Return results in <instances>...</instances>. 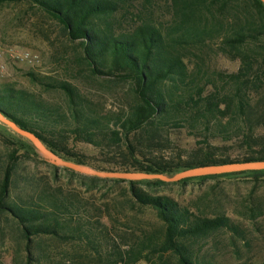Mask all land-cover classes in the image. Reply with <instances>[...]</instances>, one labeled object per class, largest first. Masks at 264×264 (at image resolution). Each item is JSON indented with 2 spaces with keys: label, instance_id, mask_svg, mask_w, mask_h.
Listing matches in <instances>:
<instances>
[{
  "label": "trees",
  "instance_id": "16d2710c",
  "mask_svg": "<svg viewBox=\"0 0 264 264\" xmlns=\"http://www.w3.org/2000/svg\"><path fill=\"white\" fill-rule=\"evenodd\" d=\"M22 1L39 6L62 25L70 40L80 41L85 62L94 74L129 81L133 86L134 102L128 110L103 115L69 83L59 84L68 97V112L25 89L0 84V112L36 134L58 156L85 164L68 148L74 138L96 147L127 148L136 158L127 161L122 172L172 176L204 166L264 161V4L260 0H245L240 9L242 0H172L177 21L168 30L147 21L126 28L130 0H0V5ZM215 40H221L222 53L240 60V69L229 75L207 74L203 82L202 71L192 69L184 53L189 47L203 48ZM171 128L187 129L191 136L204 135V139L187 159L156 158L143 163L135 156V140L151 149ZM0 136L10 147L5 160L0 157V220L6 218L17 225L28 251L27 263H44L45 239L98 250V231L89 219L78 218L81 198L22 172L23 155L19 153L27 147L25 154L34 155L36 147L1 122ZM211 137L239 140L245 150L243 158H217ZM50 167L56 177L59 167ZM63 170L81 177L76 171ZM246 173L264 176V171H248L198 179ZM110 180L129 184L131 202L155 211L165 225L161 240L148 237L129 252L133 263L146 258V253L171 251L181 264H196L188 241L222 229L237 231L225 215L198 217L172 198L142 188L165 186L166 182Z\"/></svg>",
  "mask_w": 264,
  "mask_h": 264
},
{
  "label": "rangeland",
  "instance_id": "374dc122",
  "mask_svg": "<svg viewBox=\"0 0 264 264\" xmlns=\"http://www.w3.org/2000/svg\"><path fill=\"white\" fill-rule=\"evenodd\" d=\"M130 1L126 28L147 21L168 30L177 21L172 0ZM245 2L238 3L239 9ZM220 43L221 40H215L203 48L189 47L184 53L191 68L202 71L203 82L207 81V74L229 75L240 69V60L222 53ZM63 82L77 87L103 115L122 113L134 102L132 83L94 74L85 62L80 41L70 40L62 25L39 6L29 1L1 4L0 84L9 83L25 89L48 105L68 112V97L59 88ZM203 139L204 135L195 138L187 129L171 128L151 149L135 140L134 154L143 163L156 158L178 161L187 159L199 146L197 142ZM209 142L217 148L215 154L219 159L237 160L245 154L239 140L227 142L211 137ZM68 143V148L84 161L83 166L98 171L122 172L126 162H134L136 158L128 153L127 148L96 147L74 138ZM26 150L29 149L26 147L19 153L23 155L22 172L51 182L55 188L76 193L83 205L78 218L89 219L100 237L98 250L45 239L43 264H181L179 256L171 251L146 253V258L134 263L133 257L128 256L148 237L157 236L161 240L165 230L155 211L131 202L129 184L99 177L102 180L92 181L91 177L95 176L79 172L81 177L72 175L63 167H59L55 177L50 167L53 164L47 157L37 149L30 157L25 154ZM9 151V145L0 136V157L5 160ZM196 178L186 183L142 188L172 198L198 217L225 215L236 226L237 231L222 229L188 241L186 246L194 263L263 264L264 176L246 173L206 180ZM27 252L15 222L6 218L0 220V261L3 264H28Z\"/></svg>",
  "mask_w": 264,
  "mask_h": 264
},
{
  "label": "water",
  "instance_id": "95a60500",
  "mask_svg": "<svg viewBox=\"0 0 264 264\" xmlns=\"http://www.w3.org/2000/svg\"><path fill=\"white\" fill-rule=\"evenodd\" d=\"M260 1L264 4V0ZM0 122L8 126L15 133L30 140L34 144L36 149L41 152L45 157H47L53 165L99 178L121 179L128 181L161 180L166 183H177L185 179L196 177L233 174L248 171H264V161L204 166L186 170L174 176H167L164 174H149L142 172L98 171L83 165H79L75 162L65 160L62 157L58 156L57 154L49 150L36 134L21 128L15 122L4 116V114H2L1 112Z\"/></svg>",
  "mask_w": 264,
  "mask_h": 264
}]
</instances>
